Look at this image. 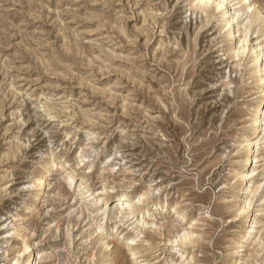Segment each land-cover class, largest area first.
Returning a JSON list of instances; mask_svg holds the SVG:
<instances>
[{
    "label": "rangeland",
    "instance_id": "1",
    "mask_svg": "<svg viewBox=\"0 0 264 264\" xmlns=\"http://www.w3.org/2000/svg\"><path fill=\"white\" fill-rule=\"evenodd\" d=\"M194 7L0 0V264L26 242L36 264H103L90 237L102 219L113 264H236L232 247L245 228L236 161L261 98L258 73L248 48L235 55L242 31L229 38L218 12ZM262 142L254 182L264 181ZM50 158L57 165L46 184L33 186ZM104 191L141 206L118 232L122 204H107ZM260 191L255 210L264 208V182ZM140 211L154 223L142 227ZM262 213L244 264H264ZM186 230L194 243L178 246ZM139 232L136 261L127 238Z\"/></svg>",
    "mask_w": 264,
    "mask_h": 264
},
{
    "label": "bare ground",
    "instance_id": "2",
    "mask_svg": "<svg viewBox=\"0 0 264 264\" xmlns=\"http://www.w3.org/2000/svg\"><path fill=\"white\" fill-rule=\"evenodd\" d=\"M194 3V8H198L205 12H209L215 14L218 12L220 15V21L222 22V26L220 30H225L226 36L229 38H236L237 33L241 32L240 38H236L234 42V52L236 56H240L243 54L247 48L250 50L251 58H252V68L254 72L258 73L257 79V89L259 93V97H261L254 105L251 107L252 109V116L250 119L249 125V132L246 133L244 139L240 143L239 149V158L236 161L239 163V169L236 170L235 177L237 178V183H239L238 191H237V200L238 203V211L236 213V217L238 216L243 220L244 223V230L237 242H235L234 246L232 247V258L235 260L236 264H244L243 256L245 249L250 247L253 243V240L259 233V229L261 228L260 221L258 218L256 219V215H262V211L264 212V208L256 209L254 199L257 194L263 187V182H254V176L256 175L259 163L262 161L259 157L262 155L261 149L263 148V140H264V42H258L259 46L248 45L249 35L257 34V38H260V33H264V7L259 4L258 0H192ZM211 14V15H212ZM215 16V15H212ZM245 16V19L248 22L241 27L242 21L241 18ZM262 41V40H261ZM256 44V43H255ZM257 45V44H256ZM233 46V45H232ZM252 46V47H250ZM233 50V47L231 48ZM247 130V129H246ZM248 131V130H247ZM235 162V163H236ZM236 163V165H237ZM57 165V161L55 158H50L45 163V167L43 170L34 176L33 186L42 188L46 184V176L54 169ZM259 174V173H258ZM259 176V175H258ZM72 177V181L74 180V176ZM235 178V179H236ZM264 179V178H263ZM238 185V184H237ZM62 191V190H61ZM88 190L87 192H89ZM63 192V191H62ZM261 192V191H260ZM93 194V193H92ZM91 194V195H92ZM104 197L106 203L108 204V200L111 198V203H121V211L120 216L119 213L116 212L115 217L119 218L118 222L116 221L114 229L118 232L119 222H122L124 219L131 220L134 219L137 212L141 209V206L134 201L128 200L127 194H120L117 193L115 195L109 196L106 191H104ZM145 194H142L139 201H143ZM146 198V197H145ZM264 200V194L261 195L260 201ZM162 203V202H161ZM126 204V208L125 207ZM159 204V203H158ZM162 205V204H161ZM157 204L148 205L146 213H151L153 210L156 211ZM106 209V208H105ZM158 210V209H157ZM175 210V209H174ZM101 211V210H100ZM255 211H258L262 214H255ZM142 215V219L139 220V223L142 224V227H147L150 224L154 223L152 220L144 218L145 211H140ZM176 212L179 211L176 209ZM99 213V211H98ZM181 214V213H180ZM256 216V217H255ZM183 218V217H182ZM154 219V217H153ZM166 223V222H165ZM93 228L90 232V237L95 236L96 238V245L100 246V253L104 256V263L103 264H113L112 262L116 259V256L110 252L111 250V240H108V235L102 233V229L104 228L103 219L100 221L94 220L92 224ZM171 228V227H170ZM263 232H264V224L262 225ZM172 230V229H171ZM262 231V230H261ZM17 231H14L16 233ZM168 232H170L168 230ZM10 233V232H9ZM178 233V232H177ZM193 232L184 231L182 233V241L181 244L178 246H188V244L194 243L192 240ZM20 234V233H18ZM171 234V233H170ZM260 234V233H259ZM263 234V233H262ZM141 236V232L131 235L127 238L129 249L131 250L132 255L138 261V258L141 256L139 255V246L137 244L138 238ZM238 237V236H237ZM170 238V237H169ZM168 238V239H169ZM257 239V238H256ZM113 240V239H112ZM114 241V240H113ZM172 243H179L178 240H167ZM235 241V240H234ZM257 244L260 246L262 242H264V238L262 235L257 239ZM123 244V243H122ZM174 247V246H173ZM175 250V248H173ZM117 256L121 257L123 254L122 247L118 246L117 249ZM115 252V253H116ZM139 255V256H138ZM96 256V251L93 248L92 257ZM93 257V258H94ZM21 258H23L22 264H36L35 261V254H33L30 250V246L28 243H23L20 251L18 252L17 257L11 261L9 264H21ZM142 258V257H141ZM116 261V260H115ZM164 264H169L168 262Z\"/></svg>",
    "mask_w": 264,
    "mask_h": 264
}]
</instances>
